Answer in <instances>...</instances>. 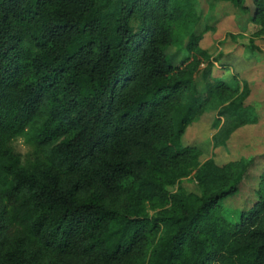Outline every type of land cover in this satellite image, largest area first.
I'll list each match as a JSON object with an SVG mask.
<instances>
[{
  "label": "trees",
  "instance_id": "1",
  "mask_svg": "<svg viewBox=\"0 0 264 264\" xmlns=\"http://www.w3.org/2000/svg\"><path fill=\"white\" fill-rule=\"evenodd\" d=\"M217 1L264 26V0ZM196 5L0 0V264H264V172L185 142L214 101V149L256 120L250 83L215 74Z\"/></svg>",
  "mask_w": 264,
  "mask_h": 264
},
{
  "label": "rangeland",
  "instance_id": "2",
  "mask_svg": "<svg viewBox=\"0 0 264 264\" xmlns=\"http://www.w3.org/2000/svg\"><path fill=\"white\" fill-rule=\"evenodd\" d=\"M196 9L202 16L198 29L204 30L206 25L213 24L214 32L205 35L201 46L208 49L215 56L220 52L223 58L215 66V74L223 78L238 74L247 80L251 86L250 96L246 100L248 114L256 120L243 125L235 130L225 147L214 149L213 137L218 133L224 120H218V111L215 107L219 104L214 101L210 104L211 110L206 112L198 121L194 122L185 134L187 144L195 143L203 151L205 160L213 158L218 164H226L229 161L243 159V162L251 158L256 160L255 167L250 170L253 175L256 170L264 172V26H250L248 30H242L243 21L231 4L217 0H196ZM247 5L253 8L250 0ZM255 45L254 52L251 46ZM227 67L226 69L222 68ZM241 79V80H242ZM253 122V123H252ZM14 149L23 160L29 158L30 147L23 138L13 143ZM248 176L243 181L240 193L226 200L227 211H231L235 219H238L236 211L248 206L249 196L253 194L250 187H255ZM188 190H194L191 183L185 184ZM247 195L248 199L244 197Z\"/></svg>",
  "mask_w": 264,
  "mask_h": 264
}]
</instances>
